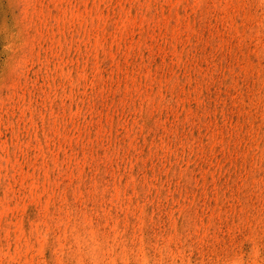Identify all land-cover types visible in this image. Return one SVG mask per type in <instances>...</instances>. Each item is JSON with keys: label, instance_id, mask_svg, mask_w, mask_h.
Here are the masks:
<instances>
[{"label": "rangeland", "instance_id": "1", "mask_svg": "<svg viewBox=\"0 0 264 264\" xmlns=\"http://www.w3.org/2000/svg\"><path fill=\"white\" fill-rule=\"evenodd\" d=\"M0 264H264V0H0Z\"/></svg>", "mask_w": 264, "mask_h": 264}]
</instances>
